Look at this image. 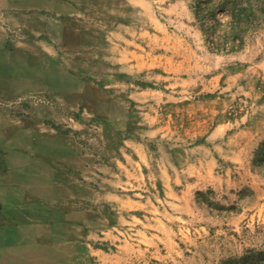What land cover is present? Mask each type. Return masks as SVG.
<instances>
[{"label":"rangeland","instance_id":"374dc122","mask_svg":"<svg viewBox=\"0 0 264 264\" xmlns=\"http://www.w3.org/2000/svg\"><path fill=\"white\" fill-rule=\"evenodd\" d=\"M250 1L243 45L222 51L201 29H224L217 0H92L56 90L11 95L16 127L86 154L87 226L67 258L264 264V0ZM37 16L0 0V33L31 42Z\"/></svg>","mask_w":264,"mask_h":264},{"label":"crops","instance_id":"0c3cea01","mask_svg":"<svg viewBox=\"0 0 264 264\" xmlns=\"http://www.w3.org/2000/svg\"><path fill=\"white\" fill-rule=\"evenodd\" d=\"M94 4L15 0L17 11L42 15L32 24L38 29L31 42L19 44L0 33V264H82L67 253L78 248L87 226L86 154L67 135L16 127L23 118L4 108L25 106L9 101L11 95L56 90L55 76H67V44L82 51L87 32L80 16ZM60 89L65 96L67 86Z\"/></svg>","mask_w":264,"mask_h":264},{"label":"trees","instance_id":"16d2710c","mask_svg":"<svg viewBox=\"0 0 264 264\" xmlns=\"http://www.w3.org/2000/svg\"><path fill=\"white\" fill-rule=\"evenodd\" d=\"M256 7L257 2H256ZM255 8L250 0H217L216 9L228 15V20L224 29L220 33L216 22L201 27L202 31H208V42L211 47L222 51H235L243 45L244 34L252 24L251 13ZM264 159V142H262L255 152L253 164H260Z\"/></svg>","mask_w":264,"mask_h":264}]
</instances>
